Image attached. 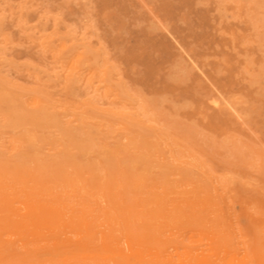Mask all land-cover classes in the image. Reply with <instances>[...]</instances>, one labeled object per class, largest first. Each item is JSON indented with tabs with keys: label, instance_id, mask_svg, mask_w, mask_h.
I'll list each match as a JSON object with an SVG mask.
<instances>
[{
	"label": "rangeland",
	"instance_id": "1",
	"mask_svg": "<svg viewBox=\"0 0 264 264\" xmlns=\"http://www.w3.org/2000/svg\"><path fill=\"white\" fill-rule=\"evenodd\" d=\"M0 186L86 214L12 224L0 264H114L111 234L264 256V0H0Z\"/></svg>",
	"mask_w": 264,
	"mask_h": 264
},
{
	"label": "bare ground",
	"instance_id": "2",
	"mask_svg": "<svg viewBox=\"0 0 264 264\" xmlns=\"http://www.w3.org/2000/svg\"><path fill=\"white\" fill-rule=\"evenodd\" d=\"M66 36L68 37V35ZM111 96L114 95L112 94ZM118 101L120 102V100ZM110 191L111 190H109V192ZM13 194L8 193L6 186H0V240L3 232L11 228L12 224L16 226L15 228L17 229V231L31 230L32 234H30L29 236L33 237L37 241V239L42 236V229H50V232L53 235L59 236L61 231H63L64 229L66 231V229L81 226L82 223L86 221L85 213L77 214L75 211H73L72 214L68 217V212L65 211L66 209L64 207H61L60 204L51 202L46 203L34 196L26 195L23 198L20 196V194H18L20 197ZM189 210L187 211L189 212ZM68 218L70 219V221L67 222ZM85 226L87 227L88 224H86ZM133 239L126 237V240L122 243V241H120L118 237H115L113 234H111L110 236L102 235L101 238H99L101 242L100 247L102 250V254L99 255V257H105V259L113 261L114 264H218L219 262L225 264H264V256L262 255L253 256L250 261L246 260V257L248 256H245V258L243 257V260H239L237 255L229 252L228 247L222 248L221 246H218V248L216 249H211L210 251L212 252V254L210 255H206L204 253L198 254V252L184 251L183 253H181L182 255H177L178 258L175 259L178 260L177 263H173V253H170L169 250L164 247V244L162 243L160 238L152 236L146 239L148 241L144 242L142 238L139 237H134ZM201 239L199 240L201 241ZM87 240L89 242L86 245L77 246V248L79 249V251L82 250L83 252L92 251L91 255H93L95 253V246H93V244H95L96 239L88 235ZM18 241H24V238H19ZM25 241L26 242L23 243V246H37L39 244V240L37 242L35 240H32L30 242L29 239H25ZM147 243H150L148 244L149 246L147 245ZM82 251H80L79 253H81ZM175 251H177V249ZM56 256L60 257L64 256V254L61 255L58 253ZM214 256L218 257L216 261L212 260Z\"/></svg>",
	"mask_w": 264,
	"mask_h": 264
}]
</instances>
